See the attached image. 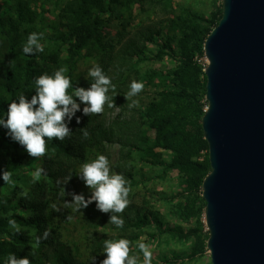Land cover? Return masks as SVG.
Masks as SVG:
<instances>
[{
  "label": "trees",
  "instance_id": "obj_1",
  "mask_svg": "<svg viewBox=\"0 0 264 264\" xmlns=\"http://www.w3.org/2000/svg\"><path fill=\"white\" fill-rule=\"evenodd\" d=\"M218 1L203 13L188 0H0V117L6 119L9 104L21 94L29 100L35 95V78L61 67L67 68L73 89L90 87L88 72L96 65L115 85V108L85 116L81 104L80 123L74 117L68 125L71 137L49 141L46 156L30 157L0 126V169L11 171L14 182L0 178V264L10 253L28 257L31 264H91L92 257L100 264L106 258L104 240L121 238L132 241L131 254L139 255L141 264L138 242L157 253L152 264H193L209 254L202 197L211 172L202 127L208 106L204 45L223 15ZM33 32L44 34V51L26 55L23 46ZM166 62L164 69H150ZM81 63L89 67L83 75ZM133 80L143 82L144 89L131 98L138 106L129 108L125 94ZM142 94L147 100L139 98ZM116 109L120 115L111 118ZM99 155L129 181L130 204L118 214L122 228L109 224L111 213L98 211L95 202L70 210L73 223L62 213L77 181L85 197L91 195L78 174ZM38 167L44 172L36 179ZM69 175L64 196L58 181ZM159 180L177 188L159 191L153 184ZM9 219L20 225L19 234ZM74 226L75 232H85L84 245L65 239ZM36 237L41 241L33 248Z\"/></svg>",
  "mask_w": 264,
  "mask_h": 264
},
{
  "label": "water",
  "instance_id": "obj_2",
  "mask_svg": "<svg viewBox=\"0 0 264 264\" xmlns=\"http://www.w3.org/2000/svg\"><path fill=\"white\" fill-rule=\"evenodd\" d=\"M211 264H264V0H223L204 45Z\"/></svg>",
  "mask_w": 264,
  "mask_h": 264
},
{
  "label": "clouds",
  "instance_id": "obj_3",
  "mask_svg": "<svg viewBox=\"0 0 264 264\" xmlns=\"http://www.w3.org/2000/svg\"><path fill=\"white\" fill-rule=\"evenodd\" d=\"M43 38V33L29 34L27 42L23 46V53L35 55L38 52H43L44 48L41 44ZM66 72L67 68L61 67L53 75L45 73L35 78V95L29 100L26 95L21 94L18 100L9 104L6 119L0 117V126L7 129V135L11 140L21 145L30 157L46 156L49 141L53 139L64 141L71 137L72 130L68 125L76 117V113L81 111V104L84 105L82 112L85 116L102 114L105 106L115 108V85L99 65L89 70L88 75L94 82L87 89L82 87L73 89V83L70 77L65 75ZM143 89V82L135 80L131 82L130 90L125 94V99L131 100V103L128 104L129 108L138 106L139 102L131 98L138 95ZM110 92L113 95H110ZM76 122L80 123L79 117H76ZM80 131L86 139L89 135L87 129H80ZM43 172L44 169L38 167L33 172V177L39 179ZM0 173H2L0 178L4 183H14L11 171L0 169ZM78 176L90 189L91 195L86 198L83 193H67L72 199L71 201L65 200L64 207L79 212L95 202L98 211L105 214L111 213L109 224L115 225L116 228H122L124 220L118 214L123 213L129 206L128 197L131 190L125 176L113 172L108 158L104 155H99L95 160L84 163ZM71 178L72 176L69 175L63 181H58V183H62L61 194L64 196L66 195L65 186ZM8 225L16 234L21 232L20 225L15 219H9ZM46 236L47 232L45 238ZM40 241L41 238L36 237L32 247H38ZM103 243V252L106 254V258L100 264H141L139 255L131 254L132 241L121 238L107 239ZM136 247L139 253L143 254L142 264H152L153 252L150 250V245L138 242ZM5 264H31V261L28 257L18 258L15 254L10 253ZM91 264H95V257H92Z\"/></svg>",
  "mask_w": 264,
  "mask_h": 264
},
{
  "label": "rangeland",
  "instance_id": "obj_4",
  "mask_svg": "<svg viewBox=\"0 0 264 264\" xmlns=\"http://www.w3.org/2000/svg\"><path fill=\"white\" fill-rule=\"evenodd\" d=\"M177 1H180V2L183 3V1H186V0H177ZM222 2H223V0H219L218 1V5H220ZM188 5L191 8H193L194 10L198 11V12L209 13L213 9V0H188ZM205 61H206V58H205ZM168 66H169V64L166 62L165 66L162 65V64H154V65L151 66L152 68H150V69L151 70H156V69L158 70V69H164V68H166ZM88 69H89V67L86 64L81 63L80 69H79V73L81 75H83L84 73L87 72ZM139 98H141L143 100H147V97L145 96V94L144 95L143 94L140 95ZM118 115H120V110L119 109H116L111 114V118H116ZM113 151H114L115 157H118L119 148L117 146H115L113 148ZM170 182L171 181L164 182V181L159 180L158 182L155 181L153 184L156 185V188L159 191L171 192L174 188H177V186L174 185L172 187V184ZM171 187H172V189H171ZM82 188H83L82 187V184L79 181H77L72 186L71 192H75L77 194L83 193L81 191ZM71 199L72 198L70 196L69 197V201H71ZM61 209H63V211H62L63 214H67V220H68V217H71V219H69V220H71L72 223H73L74 219H73L72 213H69V211L72 210V209L71 208H65L64 205H62ZM184 226H186V224H184ZM74 229H75V226L72 229H70L68 233L67 232L65 233V239L68 242H70V243H72L74 241H78L82 245H84L85 244V238H84L85 237V232L77 233V232L74 231ZM170 248H172V247H170ZM173 248L180 249V248H182V246L181 245L176 246V247L174 246ZM150 249H151V246H150ZM156 255H157V253L156 252H153V260H156L155 259L156 258ZM193 264H211V259H210L209 254L206 257H204L200 262L193 263Z\"/></svg>",
  "mask_w": 264,
  "mask_h": 264
}]
</instances>
